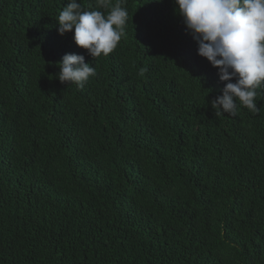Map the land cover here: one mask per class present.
<instances>
[{
  "label": "trees",
  "instance_id": "obj_1",
  "mask_svg": "<svg viewBox=\"0 0 264 264\" xmlns=\"http://www.w3.org/2000/svg\"><path fill=\"white\" fill-rule=\"evenodd\" d=\"M67 2L0 0V264H264V87L217 117L173 0H124L95 58L58 35ZM70 53L83 87L56 79Z\"/></svg>",
  "mask_w": 264,
  "mask_h": 264
},
{
  "label": "clouds",
  "instance_id": "obj_2",
  "mask_svg": "<svg viewBox=\"0 0 264 264\" xmlns=\"http://www.w3.org/2000/svg\"><path fill=\"white\" fill-rule=\"evenodd\" d=\"M123 2L97 0L98 9H108L105 14L101 10H85L78 0H68L56 21L57 33L62 37L71 32L74 44L92 58L107 56L125 35L128 11ZM173 3L197 45V55L218 70L219 82L224 84L221 95L208 102L214 115L235 116L238 107L257 113V89L264 87V0ZM58 65L56 79L61 83L83 87L96 74L84 55L65 54Z\"/></svg>",
  "mask_w": 264,
  "mask_h": 264
}]
</instances>
